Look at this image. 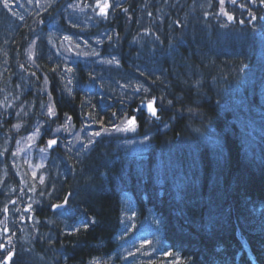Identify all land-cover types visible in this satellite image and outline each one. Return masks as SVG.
Returning <instances> with one entry per match:
<instances>
[{
	"label": "trees",
	"instance_id": "obj_1",
	"mask_svg": "<svg viewBox=\"0 0 264 264\" xmlns=\"http://www.w3.org/2000/svg\"><path fill=\"white\" fill-rule=\"evenodd\" d=\"M193 1L194 5L200 2ZM211 2L210 12L238 31L221 30L217 25L208 24L202 10L177 8V0H125L118 9L110 7L109 16L100 21L95 31L110 30L115 34L114 42L106 43L104 49L118 60V68L96 65L101 78L86 83L84 66L80 63L64 65L63 70L73 77V88L66 93L51 86L56 66L49 54L42 53L34 58L27 52L30 43L37 40L38 28L47 27L43 22L47 17L45 12L39 13L35 22L17 30L13 48L8 50L13 60L16 58L11 63L26 72L25 77L31 83L34 81L33 85L37 84L38 91L43 92L48 86L52 88L51 94L55 96L53 100L60 114H70L75 121L74 127H81L80 121L84 120L85 124L86 121L91 124L90 132L106 133L135 117L137 127L128 137L146 139L148 143L143 151L134 152L123 144L119 146L118 142L124 138H99L97 135L91 140L85 158L76 155L80 148L73 150L70 140L66 152L59 147L50 148L52 154L62 151L61 155H66L68 162L80 161L82 168L73 170L71 173L78 174L66 184L58 180L67 177V168L46 170L43 181L23 174L29 179L26 185L29 190L23 198L17 199V203L27 204L30 196L40 198L34 212L43 226L38 235L44 241L23 243L19 234L21 227L10 221L8 230L14 236L12 242L19 235L16 248L22 245L23 257L15 255L6 261L7 264H110L103 255L106 250L99 247L108 239L110 231L118 228L121 232L130 213L137 215L138 221H145L147 214H152L154 223L150 233L161 240L171 239L169 227L173 222L178 224L175 238L185 241L184 248L191 252L182 251L174 243L169 249L176 253L168 264L212 263L206 262V258L202 261V254L217 247L219 232L217 224L212 237L206 235V229L237 210L247 209L248 216H261L264 227V160L258 167L252 161L256 151L264 147L259 145L263 144L264 126L258 127L260 122L264 124L263 84L247 77L244 91H241L230 78L225 60L219 56L230 51L235 56L260 58L262 73L259 78L263 80L264 42L256 33L258 24L246 15V11L256 13L259 22L264 24V3L261 0ZM54 4L50 5L54 12H60ZM6 9L0 0V29L7 37L9 28L6 29L3 20ZM161 18L169 20L166 31L162 29ZM195 25L203 27L202 34L195 30ZM78 30L70 31L81 33ZM186 32L191 33L188 40L183 36ZM168 37H171L170 44ZM246 37L256 42L255 50L250 48ZM172 44L171 54L155 65L151 58ZM139 62L145 64L148 71L137 70ZM151 63L170 70L173 76L162 77L157 71L154 76L149 71ZM230 63L233 64L228 62V65ZM130 78H136L140 86L136 89L126 87L124 83ZM16 80L22 86L21 80L15 77L12 81H4L6 89L16 93L20 89ZM56 95H60L61 100H56ZM151 101H155L158 119L145 107ZM1 157L5 158L0 152ZM65 200L78 211H73L75 215L67 214V205V210H53ZM5 208H2L3 213ZM82 211L95 221L84 229H65ZM43 217H50L55 225L49 227L50 221L45 223ZM37 220L33 222L34 228L40 226L36 225ZM142 226L135 238L140 245L147 241ZM44 227L47 229L42 232ZM235 237L252 246L240 231L233 232ZM4 242L5 238L0 245Z\"/></svg>",
	"mask_w": 264,
	"mask_h": 264
},
{
	"label": "bare ground",
	"instance_id": "obj_2",
	"mask_svg": "<svg viewBox=\"0 0 264 264\" xmlns=\"http://www.w3.org/2000/svg\"><path fill=\"white\" fill-rule=\"evenodd\" d=\"M61 1V4L58 5L57 8L63 10V6L69 4L68 2L64 0H58ZM64 1V2H62ZM97 2V0H96ZM176 7L180 9H186L190 10L192 7L196 8L198 7L200 10H202L203 16L206 19V22L210 25H217L221 30L231 29L238 31L239 29H232L229 26L223 24V21H219L214 13L210 12V7L212 6L211 0H200V2L196 5H194L193 0H177ZM111 7L113 9H118L121 7V5H113L111 4ZM115 7V8H114ZM40 9V8H38ZM45 16H47L45 19H43V22L46 25H52L54 22L53 19L48 18V16L60 17L58 16L61 14L60 12H54L52 7L48 4L45 5L44 11H41L39 13H44ZM246 15L251 17L253 22L258 24V31L256 33L260 34L258 38H261V40L264 42V24L262 22H259L258 15L256 13H253L251 11H246ZM264 16V13H263ZM189 20V19H188ZM169 20L166 19V21L161 18L160 23L162 24V29L166 31V23ZM8 23V22H5ZM63 24V21H62ZM185 25H187V21L184 22ZM6 25V24H5ZM21 27V26H20ZM19 27V28H20ZM195 30L202 34L203 27L200 25L194 26ZM2 29H0V78L2 80H9L11 81L16 77L21 80L22 86H20L19 81L16 80V82L19 84V88L23 89V93H8L6 96H3L0 93V102L2 104H9L14 105L11 109L17 108L19 105L20 107L25 111V114L21 116L23 119L15 120V123H12L11 120L2 119L0 121V129L3 133H14L17 129V132L19 134L18 140L16 143L23 141L26 143L30 140L31 133L35 132L38 136V142L35 143V146H40V149H42V152L45 154L48 152V149H46L43 145L48 143L49 140H55L56 139H68L69 133L66 131V135H68V138H65L61 132L62 128L64 127V124H74L75 121L70 116V114L65 113L64 115L60 114L59 107L56 103L54 95L51 94L52 88L48 86L46 89L44 88V93L42 91H38L37 84L33 85L32 83L34 81L29 80V78L25 77L26 72L21 70V68L15 67L13 65V62L16 58H12L11 54L8 53L9 49L13 48V44L15 41V38L13 40L7 41L5 39V36L1 34ZM189 33V34H188ZM85 34V33H82ZM189 35L191 36L190 32H186L183 36L186 40L189 39ZM221 36V35H217ZM4 37V38H3ZM41 37L37 34V40L32 41L30 45L28 46L27 52L31 54L34 58H37L40 54H49V56L53 59V62L55 63L56 69L52 72V75L55 77L53 83L51 82V86L55 90H59L62 93L69 92L73 84V77L72 75L68 74L66 71L63 70L62 67L64 65L69 64H77L80 63L81 67L84 66V72L86 79V83H94L95 81L99 80L101 78L100 71L98 66L94 64H88L83 63V61H76V58L71 56L62 57L61 55L57 54L59 52L58 48L52 45L51 42H55V39H49ZM170 38L168 37L167 43L170 42ZM41 40H44L41 42ZM202 40L203 37H202ZM246 40L248 44L250 45V48L252 50H255L256 48V42L246 37ZM114 42V40H113ZM40 43L42 45H40ZM112 43V42H111ZM170 44V43H169ZM174 44V43H173ZM171 45L168 47L167 50L162 51L157 56H153L151 58V61H154L155 65L158 64V60L162 59L164 56H168L171 54V50L174 48V45ZM66 52V51H65ZM249 53H247L248 55ZM61 56V57H60ZM219 56L223 58L227 65V70L229 72L230 78L233 80L236 86H238V89H241V91L245 88V83L247 82V77L250 78V80H257L262 85L261 92L264 94V77L261 80L260 75L261 71L259 70V63L260 58L256 56H235L232 52L226 51L223 53H220ZM235 56V57H234ZM232 57V58H228ZM74 58V59H73ZM13 62L11 63V61ZM117 60V59H116ZM118 62V60H117ZM228 62H233V64L228 65ZM82 63V64H81ZM157 63V64H156ZM262 63V62H261ZM119 64V62H118ZM23 65H21L22 67ZM159 66V65H158ZM58 67V68H57ZM109 68V67H108ZM118 68V65H117ZM157 72L162 74V77L166 76H173L170 72V70H164L160 66L157 67ZM156 76V73L153 74ZM246 76V77H245ZM81 87V85L79 84ZM233 86V85H232ZM235 87V86H233ZM19 89V90H20ZM244 91V90H243ZM47 93V95H45ZM247 92H244V94ZM18 96V99L16 98ZM242 96V95H241ZM35 100L39 104V107L37 108L34 103L31 102V99ZM33 100V101H34ZM56 100H61L60 95H56ZM15 103V104H13ZM52 103V108L48 109ZM202 106V104L200 105ZM241 106H239L240 109ZM241 110L243 111V108L241 107ZM246 112L247 109H244ZM258 110V109H257ZM61 116V117H60ZM17 123V124H16ZM49 123L48 126L46 124ZM81 124L83 122L80 121ZM261 124H258L259 126H264L263 122H260ZM19 125V128L16 126ZM9 138V135H3L0 133V152L5 156V158L8 157L7 162L2 161V165H0V168H3L2 171H0V186L3 187L6 184L11 183L13 188H19L22 189L20 186L21 183L19 180L11 175V168H14V164L11 165V158L12 155H14V145L9 144V142L6 140V138ZM68 141V140H67ZM8 142V144H6ZM44 142V143H42ZM91 143V142H90ZM89 143V144H90ZM264 145V140H262ZM10 145V147H8ZM12 145V147H11ZM83 145V144H82ZM56 148L58 147L55 146ZM87 149H82L79 151V156H83V158L88 156ZM38 149L34 150L37 151ZM40 152V150H39ZM41 153V152H40ZM49 157L47 160V168H50L54 170V168H67L69 171L65 172L67 177H60L58 180L59 183L66 184L70 180H73L78 174V172L71 173L73 170H78V168H82V164L80 161H74L70 160L68 162L66 160V155H61L62 151H56V154L48 152ZM2 158H0L1 160ZM264 160V147L263 149L259 148L256 151V154L253 158V165L258 167V164ZM188 163V160H185ZM50 162L52 164H50ZM55 165V167L53 166ZM188 165V164H186ZM263 168V167H262ZM46 170V169H45ZM55 171V170H54ZM43 173V171H42ZM47 173V171H46ZM68 173V174H67ZM44 174V173H43ZM46 176V174H45ZM57 181V182H58ZM3 195H0V208L3 207H9L13 208L14 204L11 202V198L8 195L10 193L9 190H4V192H1ZM6 193V194H5ZM107 194H110V191L107 190ZM101 195H105L103 191H101ZM245 197V194L243 195ZM243 201V200H242ZM65 203H62L63 208L60 210H67L66 205L68 207L67 214H73V211H77L74 207L70 206V204L67 202V200L63 201ZM1 211V210H0ZM78 212V211H77ZM155 212V211H154ZM80 215L74 219V222H72L71 226H66L65 229L67 230H75L77 228L84 229L89 227L93 221V217H89L86 215L85 212H79ZM249 211L247 209H244L242 211L237 210L234 213H232L229 217H227L224 220H220L219 222H214V224L211 225L210 228L206 229V235L209 237H212L214 235V229L215 225L217 224L216 231L219 232V236L217 237V244L216 248L204 252L202 254V261L206 258L207 261H212V263L209 264H264V227L261 224L262 223V217L258 215H252L248 216ZM137 215L134 213H130L128 217L124 220V225L122 227L121 232L117 228L116 230L110 231V235L108 236V239H106L104 242H102V246L99 247L101 250H106V252H103L104 257L108 258L110 261V264H168L171 261V257L175 255V251L169 249L170 246H172L174 243L181 249L182 251H186L187 253H190L191 251L184 248L186 245L185 241L179 240L175 238V233L179 232V226L175 222L171 224L169 227L170 229V236L171 239L169 240H161L151 235L150 228L153 226L154 221H152V214H147L146 220L141 221L137 220ZM58 218L60 216L58 215ZM139 218V217H138ZM10 217H6L5 214L0 215V221H7ZM26 221L22 222L21 224H24ZM187 222L191 224V220L186 219ZM191 221V222H190ZM142 226V233L145 239L147 238V241L142 243L140 245L138 243V240L135 238L139 234V228L140 225ZM193 224V222H192ZM38 226V223L36 224ZM118 225V224H117ZM156 225V221H155ZM34 223L31 224H25L23 227H21V231H19V234L23 237V243L28 242H36L39 241L40 243H43L44 239L41 238L38 234L40 233L39 229L43 226H39L34 228ZM194 227V225H192ZM118 227V226H117ZM47 227H44L42 229V232H45ZM118 230V231H117ZM186 231H188L186 229ZM241 232V236L243 235L245 238L249 239L251 242L250 246L248 243L243 244L241 240L237 241V237L235 239L233 238V232ZM9 232V231H8ZM141 233V232H140ZM19 237V235H16V239ZM135 239V240H134ZM20 240H14L15 244L12 242L11 238H8L6 242L3 243V247H0V255L1 264H7L6 261L9 260L8 257L11 254V259L16 255L17 257H23V254L21 253V246L17 249L16 244L19 243ZM171 244V245H169ZM14 248H11L13 247ZM185 249V250H184ZM171 253V255H169ZM98 256V255H97ZM130 259V261H127ZM162 260V261H161ZM10 261V260H9ZM179 264V263H178Z\"/></svg>",
	"mask_w": 264,
	"mask_h": 264
},
{
	"label": "rangeland",
	"instance_id": "obj_3",
	"mask_svg": "<svg viewBox=\"0 0 264 264\" xmlns=\"http://www.w3.org/2000/svg\"><path fill=\"white\" fill-rule=\"evenodd\" d=\"M69 4L66 6H63V10H61V14L58 17L52 18V16H49V18L53 19L54 22L52 25H47L46 28H38L37 34H40L41 37H47L49 39H55V42H49L58 48L59 52L57 54L61 55L62 57L71 56L76 58V61H83L88 64H94L98 66H104V67H114L116 68L118 65V62L116 58L110 56L105 51V44L106 43H113L114 35L110 30H106L104 32H97L95 31V28L99 26V23L102 19H106L103 16H101L100 8L98 5L102 4L104 0H65ZM125 0H108L110 4L113 5H121ZM56 7L58 6V0H10L9 1V7L5 11V17L4 22L6 23V29L9 28V34L7 37L5 36V39L7 41H12L15 37V34L20 26H23L24 24L31 23L32 21L35 22L37 16L39 15L40 10L44 11L45 5H51L54 3ZM40 8V9H38ZM115 8V7H114ZM108 13L110 14V11L108 10ZM108 14V16H109ZM107 16V17H108ZM63 21V24H62ZM69 28V29H68ZM79 29L81 33H76L74 31L70 30H76ZM82 30V31H81ZM91 31L89 33H85L86 31ZM85 33V34H82ZM66 51V52H65ZM73 58V59H74ZM137 70L142 71L146 70L148 71L147 67L143 63H137ZM156 66L151 63V67L149 69L150 72L156 73ZM104 79V78H103ZM126 87L131 88H138L140 86V82L136 78H130L125 83ZM6 84L4 80L0 78V93L3 96H6V94L13 93L10 89H6ZM23 93V89L21 88L16 92ZM44 93V92H43ZM47 95V93L45 94ZM17 99L19 95H16ZM2 98V97H0ZM34 100V98H33ZM31 99V102L35 104V106L38 108L39 104L33 101ZM262 101V100H260ZM262 103H264L262 101ZM15 104V103H13ZM146 103L145 107L147 108ZM14 105H9L8 103L2 104L0 102V121L2 119L11 120L12 123H15V120H22L23 114H25V111L20 107V105L17 108L11 109ZM155 107V104H154ZM52 108V103L48 109ZM83 124H81V127L73 128L75 133H72V130L70 127H67L66 124H64V127L62 128L61 132L62 135L65 138H68L71 134V136L75 135L74 140L70 139V137L66 140L64 139H58V141H61L60 145L58 147L60 149H63L65 152L67 150V144L70 140V142L73 145V150L76 148L82 149L90 148V142L93 138H97L96 133L97 132H90L91 124L87 122L85 124L84 120H82ZM17 124V123H16ZM49 123L46 124L48 126ZM123 125V126H121ZM117 128H112L108 132H102L100 135H98L99 138H116V139H123V141L118 142L119 146L122 144L125 147H128L131 151L134 152H140L143 151L147 147L148 140L146 139H133L129 138L128 135H131L134 133V130H128L124 131V129L129 128V125L127 122L121 124ZM137 125V121H136ZM137 127V126H136ZM136 129V128H135ZM18 130V129H17ZM17 130L12 133H3L0 132L3 135H9V138H6V140L9 142V144H13L15 148V153L12 155L11 158V165L14 164V168H11V175L15 176L19 182L21 183L22 189H16L13 188L11 183L6 184L3 187H0V195H3L1 192H4V190H9L10 193L8 194L10 198L12 199L11 202L14 204V207L5 208V213H3L2 208H0V213H3L6 215V217L9 215L10 219L5 221H0V242L2 243L3 239L6 240L8 238L13 239L14 236L11 235L8 232V229L6 228V225L10 221H15L20 227H23L25 224H32L36 218V214L34 210L36 209L38 205V200L40 198H32L31 196L26 199L27 204L17 203L18 198H23L26 195V192L29 190V187L26 186L29 182V179L25 176H23L24 173L30 177V179H38L41 178L43 181L45 179L46 170H49L50 168H47V160L49 157V150L50 148H56V144L49 147L48 143L44 144L43 146L46 149H49L48 152L45 154L42 152V149H40V146H35V143L38 142L37 136L30 135V140L24 143L23 141L16 143L18 140L19 134ZM69 133V136L66 135L65 132ZM108 133V134H107ZM68 140V142H67ZM8 142L6 144H8ZM90 143V144H89ZM83 144V145H82ZM10 147V145H8ZM12 147V145H11ZM38 149L37 151H34ZM40 150V152H39ZM88 152V151H87ZM79 154V152L77 153ZM0 165H2V161L7 162V159L4 157H1ZM50 164H52L50 162ZM55 167V165L53 164ZM46 169V170H45ZM3 168H0V171H2ZM43 171V173H42ZM51 171H53L51 169ZM48 190V189H47ZM6 194V193H5ZM41 202V200H40ZM27 209H29L27 211ZM10 211V212H8ZM19 216L21 217L19 221ZM46 218V217H45ZM43 217V221L47 223V221H50L49 227L54 226L55 223H53V219L50 220V217H47L45 219ZM26 221L24 224H21L22 222ZM38 225L40 224V221L37 220ZM41 225V224H40ZM19 238V237H18ZM18 238L16 240H18ZM15 244V242L13 241Z\"/></svg>",
	"mask_w": 264,
	"mask_h": 264
},
{
	"label": "snow or ice",
	"instance_id": "obj_4",
	"mask_svg": "<svg viewBox=\"0 0 264 264\" xmlns=\"http://www.w3.org/2000/svg\"><path fill=\"white\" fill-rule=\"evenodd\" d=\"M221 2L223 3V0H221ZM233 3H235V0H232ZM254 2V0H253ZM262 3H264V0H261ZM3 3H4V7L5 8H8L9 7V3H8V0H3ZM98 7L100 8V15L103 16L104 18H107L108 16V10L109 8L111 7V4L108 2V0H104V2L100 5H98ZM124 11H127V9H125ZM225 15H227V13H225ZM229 19H233V17L229 16ZM242 23V21H241ZM154 104H155V101H151L149 102V104L147 105V109H148V112L150 113V115L154 118H159L158 115H157V108L154 107ZM128 125H129V128H126L124 129V131H128V130H135L136 128V119L135 117L129 119L127 121ZM17 128H19V125L16 126ZM96 135H100V133H96ZM56 144V140H49L48 141V145L49 147H51L52 145ZM56 207H60V205H56ZM0 247H3V245H0ZM169 255H171V253H169ZM9 260H11V254L9 255L8 257Z\"/></svg>",
	"mask_w": 264,
	"mask_h": 264
}]
</instances>
